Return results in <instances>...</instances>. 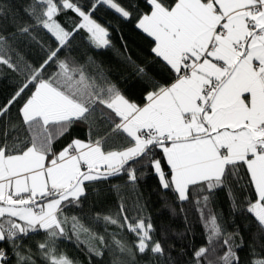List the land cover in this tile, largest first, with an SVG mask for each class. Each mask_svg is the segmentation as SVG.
<instances>
[{
    "label": "snow or ice",
    "instance_id": "1",
    "mask_svg": "<svg viewBox=\"0 0 264 264\" xmlns=\"http://www.w3.org/2000/svg\"><path fill=\"white\" fill-rule=\"evenodd\" d=\"M102 7L150 39L151 61L134 59L123 36L115 48ZM77 37L115 50L139 100L111 65L74 52ZM9 77L0 264H83L65 241L88 264H264V0H0V81ZM149 176L183 230L154 223L140 187ZM108 196L115 207L95 210Z\"/></svg>",
    "mask_w": 264,
    "mask_h": 264
},
{
    "label": "trees",
    "instance_id": "2",
    "mask_svg": "<svg viewBox=\"0 0 264 264\" xmlns=\"http://www.w3.org/2000/svg\"><path fill=\"white\" fill-rule=\"evenodd\" d=\"M95 16L99 22L102 24L111 25V39L116 49H120L123 51V45L121 42V36H123V40L127 43V48L131 56L139 62H143L145 60L151 61L153 56L150 52L151 41L146 38L142 33L134 28V26L130 23L123 22L119 20L112 11L106 8H100L99 11L95 13ZM45 40L49 38L47 36L44 37ZM74 52L76 54H80L87 50L90 54L94 55L97 60L103 61L106 64H109L114 69L112 75L113 78L118 81L121 87L126 91V93L132 97L133 99L139 100L142 94V85L141 83L132 75L131 70L126 68L117 53L113 49H101V50H93L88 48L86 43L77 37L74 41ZM43 53L39 48H33L31 53L29 54V58L39 62L42 59ZM153 73L157 75L159 79H167L168 77L164 75L163 70L160 67L159 62L157 61L154 64L150 65ZM10 77L0 81V101H2L8 93L11 91ZM60 145L58 144L57 147ZM119 182V178L113 180V183ZM141 191L144 193L145 197L148 199V207L151 215L153 217L154 223L159 227L161 223L170 224L172 228L176 230H183L185 227L184 220L182 216H177L172 218L169 216V213L166 210H161V201L159 196L157 195L156 188V180L154 177L149 176L146 177L143 181H141ZM171 198V197H170ZM91 199V198H90ZM115 198L113 196H108L103 205H95L94 208L97 211L107 210L109 207H115ZM216 207L223 209L225 215L228 213V200L227 196L224 192H221L215 202ZM90 207H93L89 201L85 202L84 211L87 212ZM189 211V219L195 224V232L196 238L195 243L197 245L203 242V233L200 225L196 223V214L188 207ZM62 247L67 251L68 255L74 258H77L79 261H82L83 264H88L87 258L83 252H81L72 242L65 241L62 243ZM241 256L243 258H247V251L241 252ZM95 259V258H93Z\"/></svg>",
    "mask_w": 264,
    "mask_h": 264
}]
</instances>
